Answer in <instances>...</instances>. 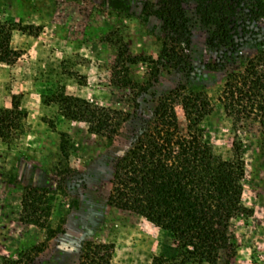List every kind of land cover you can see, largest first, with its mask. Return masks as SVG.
Returning a JSON list of instances; mask_svg holds the SVG:
<instances>
[{"label":"rangeland","instance_id":"obj_1","mask_svg":"<svg viewBox=\"0 0 264 264\" xmlns=\"http://www.w3.org/2000/svg\"><path fill=\"white\" fill-rule=\"evenodd\" d=\"M157 0H0V25L11 27L10 50L18 57L0 63V109L19 103L22 115L0 138V263L78 264L91 241L111 246L115 264H150L170 250L171 236L129 211L108 204L113 167L152 116L154 100L180 86L204 91L213 112L203 122V139L225 161L242 149L246 211L232 220L230 249L218 264H264V147L259 126H235L217 102L228 73L240 70L264 42V13L255 17L259 33L234 57L221 61L192 5L185 7L193 72L129 64L130 85L118 80V54L156 59L166 37L162 22L148 9ZM126 74V73H125ZM150 84V86H149ZM121 85V86H120ZM147 88V90H146ZM80 98L91 105L125 112L112 143L90 134L88 125L65 118L56 97ZM181 103L176 111L184 126ZM54 191L46 232L21 222L23 189ZM206 264V263H203Z\"/></svg>","mask_w":264,"mask_h":264},{"label":"trees","instance_id":"obj_2","mask_svg":"<svg viewBox=\"0 0 264 264\" xmlns=\"http://www.w3.org/2000/svg\"><path fill=\"white\" fill-rule=\"evenodd\" d=\"M188 5L199 16L210 47L221 61L234 57L259 35L253 22L264 13V0H157L148 11L163 24L166 37L159 55L156 59L130 58L125 51L120 52L116 64L120 67L118 74L126 73L118 80L123 87L131 82L126 62L151 65L155 82L160 69L193 72L187 53ZM12 30L0 25V63H13L18 57L9 48ZM55 100L65 118L86 123L90 134L108 143L130 120L125 112L98 108L80 98L61 95ZM178 102L182 105L183 127L176 111ZM217 102L235 126L256 123L264 147V42L240 70L227 74ZM212 112L204 91L180 86L158 95L152 116L114 164L108 204L137 214L171 236L170 250L154 257L150 264H218L221 254L230 249L232 220L246 211L242 204L245 170L240 143H233L234 159L225 161L203 139L202 124ZM21 115L15 100L12 109H0V138L5 139V130L15 127ZM54 194L45 188L25 187L21 198V222L45 231L48 239L60 231L49 221ZM111 249L89 241L78 264H115ZM41 251L34 247L30 254L19 252L17 261L0 264H23L24 258Z\"/></svg>","mask_w":264,"mask_h":264}]
</instances>
